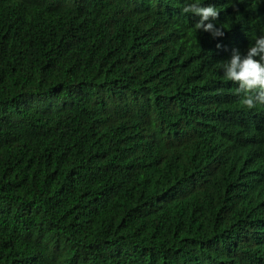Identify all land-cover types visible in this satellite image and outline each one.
I'll use <instances>...</instances> for the list:
<instances>
[{"label": "trees", "instance_id": "1", "mask_svg": "<svg viewBox=\"0 0 264 264\" xmlns=\"http://www.w3.org/2000/svg\"><path fill=\"white\" fill-rule=\"evenodd\" d=\"M263 13L0 0V264H264V108L219 68Z\"/></svg>", "mask_w": 264, "mask_h": 264}, {"label": "clouds", "instance_id": "2", "mask_svg": "<svg viewBox=\"0 0 264 264\" xmlns=\"http://www.w3.org/2000/svg\"><path fill=\"white\" fill-rule=\"evenodd\" d=\"M182 12L199 18L195 25L196 29L209 32L214 38L224 35L222 27H217L211 22L219 16L215 6H202L199 2H191L182 8ZM252 22L254 23L252 27L260 28L264 24V13ZM257 36L253 38L255 43L250 47L249 43L245 49L235 48L223 61L219 62L222 78L229 86L226 98L220 100L226 106L231 108L238 106L245 109L264 108V36L258 38ZM249 37L246 36V40ZM217 47L220 45L217 44ZM222 121L225 124H233L237 121V116L232 112Z\"/></svg>", "mask_w": 264, "mask_h": 264}]
</instances>
